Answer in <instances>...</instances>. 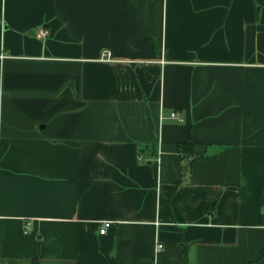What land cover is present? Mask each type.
I'll use <instances>...</instances> for the list:
<instances>
[{
	"label": "crops",
	"instance_id": "obj_1",
	"mask_svg": "<svg viewBox=\"0 0 264 264\" xmlns=\"http://www.w3.org/2000/svg\"><path fill=\"white\" fill-rule=\"evenodd\" d=\"M35 258L264 264V0H0V264Z\"/></svg>",
	"mask_w": 264,
	"mask_h": 264
},
{
	"label": "trees",
	"instance_id": "obj_2",
	"mask_svg": "<svg viewBox=\"0 0 264 264\" xmlns=\"http://www.w3.org/2000/svg\"><path fill=\"white\" fill-rule=\"evenodd\" d=\"M192 147H193L192 143H178L177 144V151L180 153L181 159H183V169L185 173L190 170L191 163L196 158L195 156H193L194 153H193ZM143 150H141L140 152L141 155L143 153ZM33 264H39V261L37 258L34 259Z\"/></svg>",
	"mask_w": 264,
	"mask_h": 264
},
{
	"label": "built area",
	"instance_id": "obj_3",
	"mask_svg": "<svg viewBox=\"0 0 264 264\" xmlns=\"http://www.w3.org/2000/svg\"><path fill=\"white\" fill-rule=\"evenodd\" d=\"M48 30L46 28H41L40 29V34L42 36H46L48 34ZM103 57H106V59L110 58V53L108 51L103 53ZM171 117L174 119H178L179 121H183L184 117L176 110H173L171 112ZM113 221L112 220H103L102 222V226L100 227V233L104 234L106 233V231L109 229V227L112 225ZM163 246V244H158V248H161Z\"/></svg>",
	"mask_w": 264,
	"mask_h": 264
}]
</instances>
